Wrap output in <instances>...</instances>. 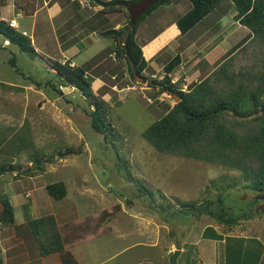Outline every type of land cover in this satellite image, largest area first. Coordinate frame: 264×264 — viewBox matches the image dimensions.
Masks as SVG:
<instances>
[{
	"label": "rangeland",
	"instance_id": "374dc122",
	"mask_svg": "<svg viewBox=\"0 0 264 264\" xmlns=\"http://www.w3.org/2000/svg\"><path fill=\"white\" fill-rule=\"evenodd\" d=\"M159 7L135 21L136 28L142 26L149 33L156 26L149 13L158 12ZM197 34L199 28L187 38ZM3 40L0 33V55L9 50L5 54L13 59L0 60V82L16 86L11 94L0 84V168L12 165L20 174L38 176L33 180L36 184L64 182L66 195L57 200L28 181L26 188L39 198L43 214L53 207L78 221L96 217L101 226L95 238L78 246L89 255L85 264H169L165 251L170 243L176 245L181 240H185V252L178 264H191L197 256L193 243L202 235L204 222H216L207 214H201L198 222L196 216L184 212L192 203L202 201L224 218H237L239 226L235 228L220 224L223 237L238 235L244 238L236 244L240 252L248 255L256 250L260 259L264 257L262 247L259 250L250 240L264 244V199L244 187L247 181L241 170L220 162L159 152L141 136L174 103L169 94L161 95L152 87L143 89L150 82L146 71L145 80L129 78L124 59L113 54V59L104 61L106 71L100 70L101 84L92 82L98 71L87 74L94 95L107 101L109 107L105 112L106 129L100 133L90 127L84 113L88 104L78 89L63 83L55 68L36 55L14 51L12 45L4 50ZM54 59L61 63L58 57ZM110 71L116 73L115 79L110 78ZM126 83L134 85L133 89L120 90ZM57 84L61 94L49 95L53 91L48 90ZM37 85L42 95L34 96L30 90L35 93ZM26 91L30 94L23 93ZM161 96L163 100H159ZM231 118H235L233 113ZM29 161L31 166L26 165ZM17 188L22 198L24 190ZM104 212L111 214L103 220ZM248 212L252 216L245 220ZM30 228L32 242L40 250L49 247L42 229ZM212 230L207 229L206 234H213ZM123 231L126 236L121 237ZM231 240L226 238L227 247ZM208 252L210 258L215 256V248Z\"/></svg>",
	"mask_w": 264,
	"mask_h": 264
},
{
	"label": "crops",
	"instance_id": "0c3cea01",
	"mask_svg": "<svg viewBox=\"0 0 264 264\" xmlns=\"http://www.w3.org/2000/svg\"><path fill=\"white\" fill-rule=\"evenodd\" d=\"M101 1L0 0V21L7 25L14 19L15 27H12L17 33L25 32V41H28V46L32 48L30 54L44 60L46 65L52 67L54 64L51 63L58 62L54 59L56 56L60 64L65 63L71 67L82 66L87 70L86 74L91 75L90 72L95 69L106 71L104 61L108 57L110 60L114 58L115 41L111 37L104 36L102 32L110 28L119 29L126 24L129 5L117 1L110 6L108 2L111 0ZM230 2L229 0L220 1L211 12L184 34H180L176 19L190 8L189 0H171L170 3L162 5V8L159 7L161 9L158 12L149 13L155 18L156 26L149 33H145L142 26L136 28L135 40L140 46L142 56L153 69L150 77L156 78L159 70H162L157 77L161 79L164 63L178 54L180 63L168 74L175 88L187 91L192 85L207 79L211 86L214 83L217 85L215 91L218 93L226 90L236 94L237 86H244L248 92L260 94V99L264 100V20H260L261 23L255 20L256 29L241 23L240 18L235 17L236 9ZM20 28H22L21 32L18 31ZM196 28H199V34L187 38L188 34ZM180 40L183 41L180 42ZM10 45L14 46V51L25 52L18 44L8 41V38L4 36L1 46L6 50ZM104 50L107 51L106 55L105 53L103 55ZM164 50H166L165 53L161 54ZM5 53L10 51L1 54L0 60L9 58V54ZM200 54L201 57H199ZM12 59V57L9 58V60ZM199 59L202 61L198 62ZM110 72V78L115 79L116 73ZM101 74L103 73L98 72L91 75L92 82L101 84L99 79ZM2 85L11 94L12 88L16 86L11 83ZM133 86L126 83V86H122L120 90H130ZM27 88L32 89L30 86ZM148 88L150 87L143 89ZM30 91L34 96L42 95L39 86L38 89H34L35 93ZM23 93L30 94L28 91ZM162 98L161 96L159 100H163ZM26 165L31 166L30 161ZM7 170L9 172L6 170L0 172V212L4 208L2 202H8L13 209L14 223L0 229V264H62L58 252L43 254L32 242L29 237L32 230L28 227L25 215L36 218L51 215L61 235L65 224L71 225L82 220L63 216L62 210L53 207L50 212H46L48 214H43L44 210L39 204V198L26 187L29 186L28 181H30L38 189L44 190L47 183L40 182L41 186H39L33 182L38 176L20 174L16 168ZM17 187L24 190L22 198L17 192L19 191ZM196 218L198 222L202 220L200 217ZM209 227L213 229L212 231L221 233L220 223L204 222L202 235L193 243L197 256L193 257L191 264H264L262 263L264 257L260 259L259 252L256 250L255 253L248 255L239 251V246L236 244L238 240L244 238L235 234V237H231L233 236L231 235L232 240L227 247V241L224 238H212L213 234H206ZM65 230L66 237L72 239V228L70 232L67 228ZM42 233L46 240L52 234L47 230H42ZM120 236H126V232L123 231ZM92 238H95V235L85 233L79 239L63 244V247L73 254L78 264H85L88 261L86 257L89 255L78 246L87 244ZM250 240L255 241L254 246L261 250L263 245L261 241L254 238ZM183 243L185 240L179 241L176 245L172 242L165 251L166 255H170L174 249L180 251L176 264L185 252ZM211 247L215 248V256L210 258L208 251ZM37 251L38 254H35L34 252L37 253Z\"/></svg>",
	"mask_w": 264,
	"mask_h": 264
},
{
	"label": "trees",
	"instance_id": "16d2710c",
	"mask_svg": "<svg viewBox=\"0 0 264 264\" xmlns=\"http://www.w3.org/2000/svg\"><path fill=\"white\" fill-rule=\"evenodd\" d=\"M95 1L102 2L101 0ZM117 1L129 4L138 0H111L108 5H114ZM170 1L156 0L144 13L157 6L166 5ZM220 1L222 0H189V10L176 19L180 34H184L192 28ZM229 1L235 7V17L240 18L241 23L256 29L255 20H259L260 23V20H264V0ZM144 13L139 16L136 22L143 17ZM126 17V24L122 27L119 29L110 28L102 33L115 41L113 52L119 59H124L129 78L135 80L136 76H144V71L150 76L153 69L142 56L140 46L135 40L136 22L129 23L128 11ZM0 33L4 34L8 41L18 44L22 51H32V48L28 46L29 42L25 41L24 34L17 33L11 25H5L3 21H0ZM179 63L180 56L176 54L164 63L161 79L150 77L149 87L155 88L159 94H170L169 92L172 91L179 97V100L172 103L171 107L149 124L141 132V136L159 152L206 162H220L228 167L239 169L242 172V178L247 181L244 185L245 188L257 194L264 193V100L260 99V94L250 93L244 86H237L238 92L236 94L226 90L218 93L211 87L207 79L192 85L187 91L175 88L170 82L168 74ZM53 67L63 83L78 89L80 94L84 96L88 104L84 113L89 117L90 127L96 132L103 133L107 125L105 112L109 108L108 103L101 97L94 95L90 78L86 74L87 70L82 66L71 67L65 63L60 65L58 62H55ZM95 70L100 72L99 69ZM58 88V84L51 87V90L48 91L53 92H48V94L51 96L54 92L61 94ZM232 113L235 115L234 119L231 118ZM8 168L12 170V165ZM8 168L6 166L0 168V172ZM44 190L49 196L57 200L66 195L63 181L48 182L44 186ZM219 198L218 202L221 204ZM2 203L4 208L0 212V229L5 225L14 223L12 207L8 202ZM210 210L202 201L192 203L184 212H189L190 215L196 217L207 214L228 228L238 225L236 223L237 218H224L219 212ZM181 211L183 212V209ZM110 214V212H104L103 220ZM25 216L28 220V227L33 225L35 229L47 230L52 233L47 239L49 247L41 251L43 254L58 252L62 264H78L73 254L64 248L63 244L69 243L70 240H77L85 233L96 235L101 226L96 217H88L78 223L65 224L61 235L59 227H56L51 215H43L37 218L29 217L27 214ZM251 216V213L248 212L244 214L243 218L247 220ZM66 228L69 232L72 228V239L66 237ZM208 229L211 230V227ZM213 236L212 238H224L225 240L231 238L223 237L215 231H213ZM262 253L264 256V244L262 245Z\"/></svg>",
	"mask_w": 264,
	"mask_h": 264
},
{
	"label": "water",
	"instance_id": "95a60500",
	"mask_svg": "<svg viewBox=\"0 0 264 264\" xmlns=\"http://www.w3.org/2000/svg\"><path fill=\"white\" fill-rule=\"evenodd\" d=\"M156 0H139L137 2H134L132 4H129L127 7V11L129 14V23L133 24L139 16H141L150 6H152ZM137 78H140L141 80H145L143 76H136ZM170 96L174 99V102H177L179 100V97L173 93L172 91L169 92ZM259 197H262L264 199V193H260ZM179 250L174 249L172 253L169 255V264H176V258L179 255Z\"/></svg>",
	"mask_w": 264,
	"mask_h": 264
},
{
	"label": "built area",
	"instance_id": "2783aa9c",
	"mask_svg": "<svg viewBox=\"0 0 264 264\" xmlns=\"http://www.w3.org/2000/svg\"><path fill=\"white\" fill-rule=\"evenodd\" d=\"M15 21H14V19H12L10 22H9V25H11V26H14L15 27ZM22 34H25V32H22Z\"/></svg>",
	"mask_w": 264,
	"mask_h": 264
},
{
	"label": "clouds",
	"instance_id": "9594fccd",
	"mask_svg": "<svg viewBox=\"0 0 264 264\" xmlns=\"http://www.w3.org/2000/svg\"><path fill=\"white\" fill-rule=\"evenodd\" d=\"M14 27V26H13ZM25 35V34H24ZM145 78V77H144Z\"/></svg>",
	"mask_w": 264,
	"mask_h": 264
}]
</instances>
